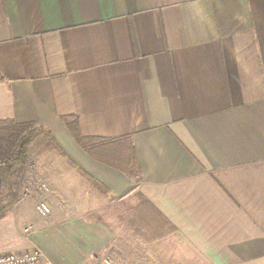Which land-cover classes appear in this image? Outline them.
I'll use <instances>...</instances> for the list:
<instances>
[{
	"label": "crops",
	"instance_id": "crops-1",
	"mask_svg": "<svg viewBox=\"0 0 264 264\" xmlns=\"http://www.w3.org/2000/svg\"><path fill=\"white\" fill-rule=\"evenodd\" d=\"M0 74V120L45 127L64 153L35 158L44 198L1 217L0 255L101 264L125 250L81 170L111 199L150 203L167 232L148 244L264 264V0H0ZM63 116L86 137L132 135L137 175L92 158ZM133 252L135 264L175 262Z\"/></svg>",
	"mask_w": 264,
	"mask_h": 264
},
{
	"label": "trees",
	"instance_id": "trees-1",
	"mask_svg": "<svg viewBox=\"0 0 264 264\" xmlns=\"http://www.w3.org/2000/svg\"><path fill=\"white\" fill-rule=\"evenodd\" d=\"M3 80L4 77L0 74V81ZM61 119L71 137L92 158L121 170L130 177L137 175L140 166L132 148V135L126 134L115 138L86 137L80 133L76 116H63ZM44 146L51 147L64 156L52 133L45 127L34 122L16 123L12 120H0V219L19 200L20 190L29 183L30 175L35 179L33 151ZM67 163L73 165L69 160ZM79 173L99 189L105 190L86 173L81 170ZM134 197V206L143 210L159 229L167 232L150 203L138 193ZM164 231L163 234L166 235Z\"/></svg>",
	"mask_w": 264,
	"mask_h": 264
},
{
	"label": "rangeland",
	"instance_id": "rangeland-1",
	"mask_svg": "<svg viewBox=\"0 0 264 264\" xmlns=\"http://www.w3.org/2000/svg\"><path fill=\"white\" fill-rule=\"evenodd\" d=\"M47 150H54L51 147L44 146L41 148H38L34 150V155L33 159L39 158V156L42 157V155L48 153ZM40 159V158H39ZM55 176L56 178L61 177V174L57 172ZM63 176V175H62ZM81 176V174L79 175ZM33 175H30V181L29 183H26L24 188L20 193V197L24 196L26 194H32L34 191L37 193H40L43 195L44 198V192H46L47 186L46 182L40 180V178L35 177L36 181L34 182ZM62 178V177H61ZM83 178V176H82ZM34 179V180H35ZM84 179V178H83ZM37 183L36 185H34ZM95 185L92 183L90 184L89 187L86 188V191L89 192V194H94L96 191H98L99 196L101 200L97 202V206H100V211L102 213L99 214L100 218L104 217L106 219H110V223L112 228H115L113 230V239L116 241H119L123 245L126 246L122 252H118V246L115 247L113 250L114 252H111L109 257L106 256L104 259L102 258L100 261L101 264H135L137 262V255L134 251L136 248V244L139 245V247L143 250H156L160 252V250L164 251L166 255L168 256L167 258H174V263L173 264H199L198 260L195 258H188L189 254L180 250L179 246L176 244H148L152 241H154L159 233L155 222L148 217L145 213H143V210H141L138 207H135V200L132 196L127 195L126 197L119 199L118 198H109L106 194V192L102 189H96L94 188ZM19 197V198H20ZM41 197L37 198L35 204V209L38 213V207L41 204H44L47 209H48V214L50 213V207L46 203V201ZM99 210V209H98ZM47 214V215H48ZM40 215H42L40 213ZM43 216V215H42ZM46 216V215H45ZM115 233V234H114ZM145 242H143V241ZM151 247H153L151 249ZM175 249V250H174ZM178 249V250H177ZM112 250V251H113ZM173 250V251H172ZM169 251V252H167ZM38 253L37 251H32V252H25V253H7L3 254L0 256H16V257H23V258H28V256L33 255L34 253ZM145 255V252L143 253ZM165 255V254H164ZM164 258H166L164 256ZM191 259V261H190ZM107 261V263L105 262Z\"/></svg>",
	"mask_w": 264,
	"mask_h": 264
},
{
	"label": "built area",
	"instance_id": "built-area-1",
	"mask_svg": "<svg viewBox=\"0 0 264 264\" xmlns=\"http://www.w3.org/2000/svg\"><path fill=\"white\" fill-rule=\"evenodd\" d=\"M39 212L45 216L48 214V209L44 204L38 207ZM40 254L34 253L28 256V258L16 257V256H0V264H36L40 259Z\"/></svg>",
	"mask_w": 264,
	"mask_h": 264
}]
</instances>
